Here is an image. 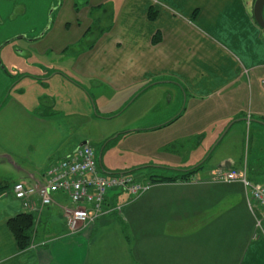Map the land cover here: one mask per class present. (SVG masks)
Returning <instances> with one entry per match:
<instances>
[{
    "label": "crops",
    "instance_id": "obj_1",
    "mask_svg": "<svg viewBox=\"0 0 264 264\" xmlns=\"http://www.w3.org/2000/svg\"><path fill=\"white\" fill-rule=\"evenodd\" d=\"M249 3L55 0L45 27L41 17L40 26L15 29L10 40L23 43L15 48L17 59L34 57L40 68L70 64L69 71L43 81L58 76L80 97H90L95 114L109 94L121 99V111L137 101L143 106L140 127L99 145L95 157L105 174L139 172L142 181L136 182L148 188L133 200L111 190L104 204L110 212L75 233L65 223L63 210L74 207L66 195H54L45 208L34 200L30 214L36 225L24 252L7 222L25 212L0 189V264H264V210L249 207L250 193L241 183L212 178L217 171L244 170L250 183L264 185L256 180L264 177L263 152L246 162L221 157L208 170L202 162L206 141L217 139L230 122L244 121L264 137V32ZM26 15L24 6H15L10 20ZM22 97L9 98L0 110V160L20 178L12 185L42 182L51 164L89 144L78 135L87 117L60 110L62 104L47 95L31 106ZM87 109L92 113L90 103ZM116 142L124 158L112 165L107 158ZM193 155L198 157L192 162ZM199 166L188 180H148Z\"/></svg>",
    "mask_w": 264,
    "mask_h": 264
},
{
    "label": "rangeland",
    "instance_id": "obj_2",
    "mask_svg": "<svg viewBox=\"0 0 264 264\" xmlns=\"http://www.w3.org/2000/svg\"><path fill=\"white\" fill-rule=\"evenodd\" d=\"M54 1L55 0H0V72L3 73L5 69L10 70V64H12V69H14V76L12 78L7 79L0 76V108L6 100L11 97L19 98V96L23 95L22 98L24 103L29 106L38 103L39 95L43 94L52 97L56 99L59 105L62 104L60 110H75L76 113L89 119V121L80 129L78 135L80 136V139L84 138L83 140L90 144L88 145L94 150V153H98L99 145H103L109 139L113 137L115 138L117 135L129 131L130 128L140 127V116L147 114L146 112H141L140 109L143 111V106L137 101L133 106L129 107L128 110L122 109L121 111V99L115 97L113 94H109L105 96L106 98L104 97L105 102L103 108L105 106H107V108L103 110L101 107L102 105L99 104L96 109V111H98L97 114L100 113L102 115L99 116L95 114L96 112H93L94 106L90 101V97L88 98L89 100L80 97L81 95L77 91H73L69 84L64 82L60 83L58 76L53 77L47 82L43 81L47 76H52L53 72L60 73L69 71L70 69H68V67H70V64L57 65L53 63L52 66L40 68L42 66L34 57L30 59H22L21 61L17 59L15 48L16 46H23V43L21 44L19 41L13 40L5 45L7 40L15 37V29L17 31L28 25L32 27L35 25L40 26V24L46 21L44 25L45 27L48 22L51 5ZM248 1H250L249 4L251 5L252 0ZM15 6H24V8H26L27 15L25 18H16L14 21L10 20ZM82 100L84 103H81ZM95 101L96 104H98L96 98ZM89 103L92 107V113L87 109ZM107 116H115V118L107 120ZM254 119L260 118L256 117ZM252 120L253 119H249V121ZM230 124H232V122L228 123L217 139L206 141V154L202 160V162L204 161V169L208 170L211 168H217L221 163V157L225 156H231L235 159H240L242 162H246L249 158L255 156V153H257V158V156L263 152L261 156H263L262 160L264 161L263 134L255 133L254 129L251 126L249 127L245 125L244 121L234 123L229 131L224 134L226 128ZM131 138L135 139L132 136ZM116 139H114V141ZM154 140L156 141L157 139L155 138ZM182 143L185 144L184 141H182ZM118 145H120V142L112 143L109 148L110 155H108L107 161L112 165H119L123 162L124 157L119 155L120 148H118ZM145 149L150 151L147 147H145ZM178 149L180 148H177V150ZM164 150H168V146L165 147ZM131 151L132 152L129 153L133 155L137 154L136 150ZM198 153H201V149ZM131 154H126V156L134 157ZM192 157L193 162L198 156L193 155ZM117 170L118 169L108 172L113 173ZM138 173L139 172H131L130 175L134 179L142 181V178ZM19 179V174L16 169L13 168L11 164H7L0 160V189L1 191H6V197H11L9 188L12 183ZM256 180L260 183L262 181L264 182V177L256 176Z\"/></svg>",
    "mask_w": 264,
    "mask_h": 264
},
{
    "label": "built area",
    "instance_id": "obj_3",
    "mask_svg": "<svg viewBox=\"0 0 264 264\" xmlns=\"http://www.w3.org/2000/svg\"><path fill=\"white\" fill-rule=\"evenodd\" d=\"M212 178L221 183H241L250 193L249 207L252 208L253 204L264 210V185L250 183L244 170H221L213 174ZM147 188V185L136 182L131 175L103 173L98 168L94 150L86 144L70 156L51 164L45 170L42 182L32 185L15 183L10 193L19 202L23 212L28 214L34 200L40 208H45L52 204L54 195H66L74 207L63 210L65 223L68 230L75 233L110 212L104 208V204L111 190L125 191L133 200Z\"/></svg>",
    "mask_w": 264,
    "mask_h": 264
},
{
    "label": "trees",
    "instance_id": "obj_4",
    "mask_svg": "<svg viewBox=\"0 0 264 264\" xmlns=\"http://www.w3.org/2000/svg\"><path fill=\"white\" fill-rule=\"evenodd\" d=\"M155 15V12L150 10L148 13V19L150 21H154ZM157 41L158 38L153 39L154 43H156ZM199 169H201V166L187 171H176L175 175L170 178L150 177L148 180L150 184L188 180ZM35 225V219L31 214L28 213H21L15 216L14 218L8 220L7 228L11 233L13 239L15 240L19 252H24L30 248L32 244Z\"/></svg>",
    "mask_w": 264,
    "mask_h": 264
},
{
    "label": "water",
    "instance_id": "obj_5",
    "mask_svg": "<svg viewBox=\"0 0 264 264\" xmlns=\"http://www.w3.org/2000/svg\"><path fill=\"white\" fill-rule=\"evenodd\" d=\"M263 9H264V0H255V1L253 2V4H252V18H253V21H254L255 25H256L261 31L264 32ZM51 11H52V9H51ZM51 11H50V12H51ZM50 12H49V13H50ZM48 22H49V21H48ZM48 25H49V23H48ZM48 28H49V26H47V27L43 30V32L39 35L38 38H35L34 40H31L30 42H32V41H36V40H38L39 38H41V37L43 36V34L48 30ZM17 39H24V38H23V37H19V38H17ZM10 42H11V41H10ZM8 43H9V42H8ZM237 121H239V120H235L234 122H232V124H230V125L226 128L224 134H225L227 131H229V129L231 128V126H232L235 122H237ZM84 145H86V143H82V144H80L78 148H80V147H82V146H84ZM99 160H100V158H98V161H99ZM102 172H103V171H102ZM103 173H104V172H103ZM107 175H110V174H107Z\"/></svg>",
    "mask_w": 264,
    "mask_h": 264
},
{
    "label": "flooded vegetation",
    "instance_id": "obj_6",
    "mask_svg": "<svg viewBox=\"0 0 264 264\" xmlns=\"http://www.w3.org/2000/svg\"><path fill=\"white\" fill-rule=\"evenodd\" d=\"M255 0H252V4H253V2H254ZM263 18H264V9H263ZM8 42H10L11 40H7ZM6 41V44L5 45H7V42ZM15 41V40H14ZM15 53H16V49H15ZM13 71H14V69H12V64H10V70H4L3 71V73L2 72H0V76L1 77H5V78H7V79H10V78H12L14 75H13ZM4 74V75H3ZM8 101V99L6 100V102ZM6 102L1 106V108H0V110L5 106V104H6Z\"/></svg>",
    "mask_w": 264,
    "mask_h": 264
}]
</instances>
